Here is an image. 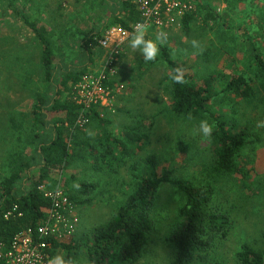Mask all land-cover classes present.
I'll return each instance as SVG.
<instances>
[{
  "label": "rangeland",
  "instance_id": "obj_1",
  "mask_svg": "<svg viewBox=\"0 0 264 264\" xmlns=\"http://www.w3.org/2000/svg\"><path fill=\"white\" fill-rule=\"evenodd\" d=\"M192 1L196 11L186 25L183 18L174 27L145 30L146 38L161 34L154 60L144 61L138 49L127 47L123 51L130 37L126 40L117 71L109 79L111 88H122L113 91L112 106L94 107L104 119L102 130L124 142L129 153L115 151L116 157L105 159L102 168L95 170L92 166L99 165L94 158L97 152L85 158L76 148L59 177L60 184L45 186L77 197L71 201L78 222L65 243L90 237L96 226L106 222L138 181L148 176L144 159L154 154L173 179L194 186L210 184L215 190L213 202L229 211L231 223L226 238L215 236L210 247L197 252L189 264H236L235 255L243 243L264 252V0ZM119 4L120 0H17L16 7L47 28L56 63L82 75L103 70L107 50L98 45V39L109 26L119 25L111 23ZM85 34H91L92 60L87 59L81 45ZM161 48L172 60L188 66L194 80L212 75V95L205 112L177 117L169 110L170 66L162 59ZM39 53L34 36L0 4V182L9 176L13 158L20 154L36 156L35 135H44L43 126L34 121L33 115L36 98L51 94L43 80ZM232 74H241L247 80L252 96L245 99L225 89L226 79ZM216 117L229 129H247L246 145L238 161L253 182L251 196L235 178H215L211 172L215 143L212 134L200 135L198 129L202 119L214 127ZM98 128L97 120L89 118L77 141L86 146L94 144L101 131ZM137 135L148 140L142 149L135 146ZM82 182L96 187L84 194L79 191ZM24 185L26 188L28 182ZM183 201L172 184H161L151 209L154 228L142 257L133 263L113 257L100 264H170L173 249L166 238L177 223V209ZM56 253L63 250L56 249L52 256ZM74 264L93 262L81 255Z\"/></svg>",
  "mask_w": 264,
  "mask_h": 264
},
{
  "label": "trees",
  "instance_id": "obj_2",
  "mask_svg": "<svg viewBox=\"0 0 264 264\" xmlns=\"http://www.w3.org/2000/svg\"><path fill=\"white\" fill-rule=\"evenodd\" d=\"M16 2L17 0H0L3 11L17 16L34 36L40 49L39 64L43 80L51 94L38 96L36 108L33 110L34 121L44 128V135H35L36 156L26 157L20 154L13 158L9 176L0 182V243L3 244V249L8 247L16 233L28 227H35L43 221L50 202L40 187L52 188L60 184L59 177L72 161L76 148L81 149L85 158L92 156L94 151L97 152L94 158L99 165L93 164L95 170L102 168L105 159L116 157L115 151L121 155L129 153L124 142L102 130L104 119L94 108L89 110L87 116L97 120V127L101 130L95 136V143H87L86 146L85 143L80 144L77 141V136L83 129L76 124L80 106L73 99L72 89L81 72L56 63L47 28L20 12ZM119 5L120 8L116 9L114 21L111 23L129 29L139 20L138 11L133 0H120ZM194 13L185 16V25ZM81 45L87 59L92 60L91 34H85ZM160 53L162 59L170 66L169 110L177 117L198 111L205 112L212 95V75L196 81L190 68L172 60L165 48H161ZM176 70H179L182 76L180 83L171 79ZM226 80L225 89L230 91L229 93L245 99L252 96V87L241 74H232ZM213 123L212 140L215 147L210 165L213 176L235 178L247 196H251L253 182L249 172L243 170L238 161L246 145V127L231 126L232 129H229L220 117H216ZM45 127L48 130H45ZM132 138L133 136L127 141ZM145 139L146 136L137 135V149H142L148 144ZM144 162L149 169L148 176L138 181L134 190L124 198L106 222L96 226L91 236L85 239L72 240L70 243L54 241L52 252L56 249L63 250L70 264H74L81 255L93 264H100L113 257L128 263L139 260L146 249L148 235L154 228L151 215L153 200L157 189L164 183L172 184L184 197L183 203L177 209V223L166 238L168 245L173 249L170 264H189L197 252L210 247L215 236L226 238L231 223L229 211L213 202L215 190L210 184L194 186L187 181L173 179L168 168L159 166L154 154L147 155ZM26 181L28 186L25 188ZM79 186L80 192L88 194L96 184L82 182ZM68 197L73 201L77 199L72 192L68 193ZM14 207L16 209L13 215L4 218V214ZM81 248L85 250L82 252ZM235 256L236 264H264V252L248 243H243ZM0 264H3L1 257Z\"/></svg>",
  "mask_w": 264,
  "mask_h": 264
},
{
  "label": "built area",
  "instance_id": "obj_3",
  "mask_svg": "<svg viewBox=\"0 0 264 264\" xmlns=\"http://www.w3.org/2000/svg\"><path fill=\"white\" fill-rule=\"evenodd\" d=\"M133 3L139 20L129 29L111 25L98 39V45L107 50L103 70L99 74H82L73 86V99L80 106L76 124L80 126L89 121L87 113L91 108L112 106L113 91H118L122 85L113 89L109 79L117 71L116 65L123 44L132 36L137 25H143L145 30L161 31L178 25L185 16L196 11L192 0H133ZM40 189L50 202L45 217L37 226L16 233L6 249L0 243L3 264H48L53 242L70 241L78 222L74 203L60 188L49 190L41 186ZM15 209L7 211L4 218L13 215Z\"/></svg>",
  "mask_w": 264,
  "mask_h": 264
},
{
  "label": "clouds",
  "instance_id": "obj_4",
  "mask_svg": "<svg viewBox=\"0 0 264 264\" xmlns=\"http://www.w3.org/2000/svg\"><path fill=\"white\" fill-rule=\"evenodd\" d=\"M161 34H157L155 39L145 37V28L143 25H137L133 29L132 36L128 39V45L133 50H139L142 54L144 61H152L158 54V41ZM171 79L173 82H182V76L179 74V70H176V74H173ZM213 127L207 119H202L199 122L198 132L203 136H211ZM48 264H70V261L65 258L63 253H56L48 259Z\"/></svg>",
  "mask_w": 264,
  "mask_h": 264
},
{
  "label": "crops",
  "instance_id": "obj_5",
  "mask_svg": "<svg viewBox=\"0 0 264 264\" xmlns=\"http://www.w3.org/2000/svg\"><path fill=\"white\" fill-rule=\"evenodd\" d=\"M125 48H124V50L123 51H125V49L127 50V47H129V45H128V42L125 44V46H124Z\"/></svg>",
  "mask_w": 264,
  "mask_h": 264
}]
</instances>
